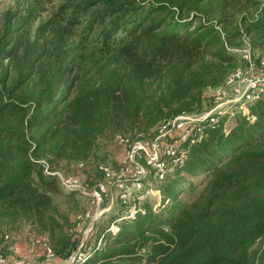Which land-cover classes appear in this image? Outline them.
<instances>
[{"label":"trees","instance_id":"1","mask_svg":"<svg viewBox=\"0 0 264 264\" xmlns=\"http://www.w3.org/2000/svg\"><path fill=\"white\" fill-rule=\"evenodd\" d=\"M50 1L3 13L0 220L31 223L60 261L83 235L38 160L88 163L93 184L101 140L155 138L163 121L201 112L207 89L246 64L232 48L249 38L264 54V0H70L32 35ZM248 108L181 146L161 181L151 168L158 203L151 193L134 218L120 220L127 204L105 213L80 264H264V92Z\"/></svg>","mask_w":264,"mask_h":264},{"label":"built area","instance_id":"2","mask_svg":"<svg viewBox=\"0 0 264 264\" xmlns=\"http://www.w3.org/2000/svg\"><path fill=\"white\" fill-rule=\"evenodd\" d=\"M245 43L249 45L245 49H231L233 52L241 53L246 64L233 70L224 83L213 90L216 99L215 106L208 112L184 113L163 121L155 138L136 142L126 139L128 148L134 152L130 165H125L119 170L102 163L99 168L104 173L103 178L91 184L88 176L68 175L61 168H54L47 159L38 160L43 166L44 174L56 178L66 192L88 194L92 199V208L85 209L76 217V231L82 227L85 220H88V224L84 227L85 236H82L78 247L69 257L60 260V264H80L89 257L90 252L85 240L90 232L95 229L96 222L112 209L111 206H102L110 187L117 186L121 192L122 204L129 205L127 210L122 213L120 220L134 218L141 210L142 199L153 193L152 188L147 189L145 182L151 168L155 170L156 179L159 178L161 181L171 170L172 165H177L183 161L184 153H180L181 146L200 141L206 128L214 127L221 115L234 114L238 108L245 109L244 113L249 112L248 104L261 92H264V54L259 57L252 53L249 38L245 39ZM262 70L263 72L260 74ZM243 84H246L247 87L240 98L231 99L227 97L230 89H240V85ZM254 119L255 116H252V120ZM79 164L81 167L85 166V162ZM111 229L117 232L119 230L118 224L113 223ZM31 234H33L31 237L34 245L32 257L20 253V256L17 255L12 262L5 255L7 254L5 249L14 250L15 244L10 245L13 239L9 234H6L5 243H9V246H5V243L0 244V264H59L55 262L56 254L51 246L49 236L36 232Z\"/></svg>","mask_w":264,"mask_h":264},{"label":"rangeland","instance_id":"3","mask_svg":"<svg viewBox=\"0 0 264 264\" xmlns=\"http://www.w3.org/2000/svg\"><path fill=\"white\" fill-rule=\"evenodd\" d=\"M70 0H51L49 3H46V6L44 8V11L42 12V16L33 24L32 26V35L36 32V28L38 23L41 21H48L49 19L53 21L52 25H57L56 19L59 18L58 13L60 11L61 4L66 3ZM32 4V0H0V30L2 29L3 22H4V16L3 13L7 10H25L27 6ZM60 21V19H59ZM251 42V41H250ZM249 45L246 43H241L239 46L235 48L239 49H245ZM252 53L255 54V56L258 55L259 52H261L262 46L260 44H256V48H254L252 42L250 43ZM254 49H259L256 52H254ZM257 54V55H256ZM263 70L260 74H262ZM264 75V74H263ZM247 85L243 84L240 85V89H230L227 93L228 98H240L242 94L244 93ZM216 86H211V88L207 89L206 96L203 99L202 107H201V113L210 111L216 104V99L214 98V89ZM243 113L245 112V109L242 110ZM192 113H200L197 110L193 111ZM228 125V126H227ZM226 125V127L229 129L234 125V122L231 121ZM131 135H118L114 138H111L110 140H101L95 154L90 159V162H92L93 165H98L100 163H106L110 165L113 169H122L125 167V165H130L131 157L134 155V152L131 150V148H128L127 140H130ZM127 139V140H126ZM80 163V162H79ZM79 163H64L61 168L66 174L68 175H75V176H88L90 175H96L95 169H92L89 164L85 163L84 167H81ZM91 168V169H90ZM59 182V181H58ZM153 194L155 197L153 198V202L156 204L158 203L157 200H160L161 196L158 191L153 189ZM120 189L117 186L110 187L107 195L104 197L102 206L103 207H109L111 206L112 209L110 212L114 211V213H118V207L123 203L120 199ZM151 194V193H150ZM54 199L59 206V208L70 217L71 220L76 222V217L78 214L82 213L85 209L92 208V199L88 194L80 193V192H72L68 193L66 192L61 184L59 183V189L57 192L53 193ZM160 208H158L159 210ZM88 224V220H85L82 224V227L78 230L79 233L84 235V227ZM36 232L34 230V227L29 222H22V223H8L6 221L0 220V244L5 243V235L9 234L13 241L10 243L15 244V251L14 250H8L7 254H5L10 261H14L17 255L20 253L24 256L32 257L33 255V239L31 233ZM31 234V235H30ZM32 236V237H31ZM94 241V240H92ZM5 246H9V243H5ZM20 256V255H19ZM57 263H61V261H55Z\"/></svg>","mask_w":264,"mask_h":264}]
</instances>
